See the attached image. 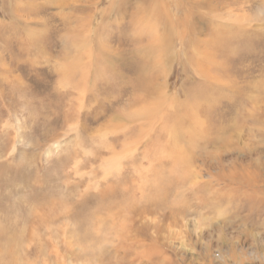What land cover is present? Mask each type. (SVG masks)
Returning a JSON list of instances; mask_svg holds the SVG:
<instances>
[{
  "label": "rangeland",
  "instance_id": "374dc122",
  "mask_svg": "<svg viewBox=\"0 0 264 264\" xmlns=\"http://www.w3.org/2000/svg\"><path fill=\"white\" fill-rule=\"evenodd\" d=\"M0 264H264V0H0Z\"/></svg>",
  "mask_w": 264,
  "mask_h": 264
}]
</instances>
